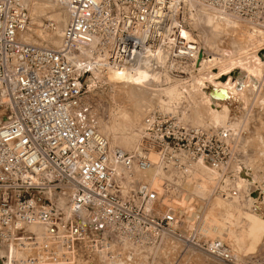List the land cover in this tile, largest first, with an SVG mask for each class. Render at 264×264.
I'll return each instance as SVG.
<instances>
[{
  "label": "built area",
  "instance_id": "2783aa9c",
  "mask_svg": "<svg viewBox=\"0 0 264 264\" xmlns=\"http://www.w3.org/2000/svg\"><path fill=\"white\" fill-rule=\"evenodd\" d=\"M66 10L61 44L49 49L22 40V0H0L1 260L248 264L199 222L188 225L178 206L204 198L250 205L233 158L241 131L188 124L178 110L189 100H170L164 90L202 91L180 78L202 53L181 37L190 21L208 12L261 27L264 0H66ZM114 71L149 75L148 89L161 98L130 152L99 132L86 97L87 78Z\"/></svg>",
  "mask_w": 264,
  "mask_h": 264
},
{
  "label": "rangeland",
  "instance_id": "374dc122",
  "mask_svg": "<svg viewBox=\"0 0 264 264\" xmlns=\"http://www.w3.org/2000/svg\"><path fill=\"white\" fill-rule=\"evenodd\" d=\"M32 1L33 0H28L27 5L29 7ZM62 1L38 0L36 3L39 4L41 3L40 5H43V7L45 6L44 13L41 14V17H38L39 19L38 18L35 19L34 17H32V15L29 12V9L25 8L29 15L28 30L38 31L39 33H41L42 36L43 34L47 35L49 33L51 34L52 32H54L56 24L53 21V18L51 17L52 15L51 11L53 9L58 10V12L60 13L63 12L61 10L65 11L66 3ZM47 2H49V4L51 5H48ZM54 3L56 4L54 5ZM50 6L53 7L56 6V7L51 8ZM48 9L50 10L47 11ZM199 21H200L199 18L198 20L197 18H195L193 20V23L192 21H190V28L187 30L192 32L191 35L189 34L188 35L192 40H195L199 44L202 52L205 51L206 53L214 57L218 55L221 56L222 53L223 54L225 53L224 51L229 52L228 58L238 61L236 59L240 57L239 62L241 64L243 63L242 66L244 68L249 67L252 71H254L253 72L254 75L257 76L255 80L256 87H254L253 90H249V91L245 90V92L242 94L243 100L238 101L239 103L238 106L235 105L234 102L229 104L230 108L228 112L224 113L226 114V122L222 126L213 125L210 124V122L207 123L208 115L206 116L205 114H203L204 118L206 117L204 119L205 123L199 124V125H212L216 127H223L226 126L228 123L241 131V136L235 148L233 158H234V162L237 165H240L241 173H243L244 171L245 177L249 180V183L251 185H247L246 190L249 194H251L252 189L256 190V189H260L261 187H263L264 189V119L262 118L264 117L262 116V114L264 115V101H263L264 100V58H262V60L260 59V61L258 58V53L264 51V25H262L261 27H251L244 22L234 20L238 24L237 29L233 30L232 28L229 27L228 29L227 26L224 28V25H220L221 27L218 26V28L220 29L223 28V29L219 30L218 28L215 27V24H211L210 27V25L207 24L205 25V23H201V21L200 22ZM214 27L218 30H215ZM44 44L45 43H43L42 45L44 46ZM48 48L54 49L51 47ZM215 63L212 66H215L216 65ZM235 66L238 65H234L231 68V70L233 71L234 74L238 75L241 72V70L238 67L235 68ZM168 78H172V77H168ZM180 78L181 80L189 79L188 86L191 87V85H194L191 84L193 83L192 78H194V72L192 73L187 72V74H185L184 76L180 75ZM114 83L110 82L107 79V77L100 78L99 76H95V77L90 76L86 80V97L89 100L90 104L92 105V108L96 112L98 119V130L101 132V134H103V136L107 138L111 146L122 149L126 152H130L137 146L139 142V136H140L139 131L141 129V125H142L141 123L145 113L149 109H151L150 106L153 103L154 99L156 98L155 100H158L160 96H158L159 94L156 91L149 90L148 89L149 87L148 88L138 87V89H135V91H133L134 95H131L130 93H128L130 91H126L128 88L127 89L124 88V90L122 91L123 85L121 86V88H119L120 86L114 85ZM151 91H153L154 94ZM196 91L192 90L182 94L180 92L181 95L179 99H181V96H183V99L189 98L194 103V98H196L197 100L203 98L201 96L202 94L201 90L199 94H196L198 96L194 97L193 95H195L194 92ZM204 92L205 90H203V93ZM150 93L152 94V97ZM155 93H156V97H155ZM180 109L179 110L176 109V110L180 111ZM182 109L181 111L182 112L184 111V114L187 118L188 121L187 123L189 124L191 122L189 120L191 117V115L189 114L191 113L189 112L190 109L193 112L192 122L196 123L194 121L197 118V114H195L196 109L194 108L192 109V107H186ZM198 110L203 111L204 109L200 110L198 108ZM123 113H125V115H123ZM260 113L261 115L259 116ZM252 117L253 118L258 117V119L256 118L253 120ZM135 118L136 120L134 122L133 120L131 121V119H135ZM192 122L190 123V125H193ZM117 139L124 140L126 143L121 144L120 142L117 141ZM251 201H252V197H251ZM208 202L209 204H207ZM215 202H220L222 204H230L229 202H223L217 198L208 199V200L204 198V201L201 203L202 206L204 205L203 210L204 208L211 209L212 205ZM232 204L233 203H231V205ZM235 207L237 208V210H235L236 214L239 215L237 216L236 214H234L236 216L234 217L236 220H234L233 218L234 221L233 220H230V222L226 221L225 224L226 230L222 232L223 234H225L226 233L225 231H228V229H230L231 226L230 230L233 231L234 229L235 231L234 235L231 238L229 236H226L227 234L226 233L225 235H223L222 242L226 243L232 249H234L236 255L242 261H247L248 264H264V232L260 234L261 236L260 235L258 236L260 237L258 238L259 240L256 238L257 241L255 240V242H252L250 238L246 237L245 231L247 229V219H245L246 218L245 216L246 215L247 217L249 216L248 213H250L251 210L250 205L245 204L243 207H241L240 205L237 204L235 205ZM247 209H249V211ZM203 210L201 211L203 212ZM195 211L196 209L194 208L193 212ZM243 212H245L246 214L245 213L243 214ZM210 215H213V213H210ZM215 219L216 222L221 221L219 215H217ZM197 222H198L197 219L194 218L193 222L191 223L195 225ZM224 222L225 221H223V223ZM240 234H242L243 237ZM209 237L212 238L211 236ZM229 238L230 239L239 238V240H242V242L241 241L236 242L234 240L237 244L235 242H234L235 244H233L231 243L232 240L230 241ZM212 239H217V238H212ZM239 242H241L242 245H238L241 244ZM235 245L236 247L238 246V248H236ZM201 261L202 264H213L208 259L205 258L204 259L202 258ZM50 263H52V261H50ZM217 264H223V263H217Z\"/></svg>",
  "mask_w": 264,
  "mask_h": 264
},
{
  "label": "bare ground",
  "instance_id": "6f19581e",
  "mask_svg": "<svg viewBox=\"0 0 264 264\" xmlns=\"http://www.w3.org/2000/svg\"><path fill=\"white\" fill-rule=\"evenodd\" d=\"M37 1L38 0H33L32 3L30 4V7H29L27 5L28 4V0H22V6L24 8L29 9L30 14L35 19L38 18V17H41V14L44 13V7H45V6L43 7V5H40L41 3L40 4L36 3ZM57 1H62V0H57ZM29 2H31V1H29ZM62 2L66 3V0H63ZM47 3H48V5H51V4H49V2H47ZM50 3H52V2H50ZM55 4L56 3H54V5ZM44 5H45V3H44ZM50 7L51 8H55L53 6H50ZM49 10L50 9H48L47 11H49ZM60 10H61V8H60ZM61 11H63V12L60 13L56 9H53L51 11V14H52L51 17L53 18V21L56 24L54 32H52L51 34L49 33L47 35L43 34V36H42L41 33H39L38 31H32V30H28L27 29L25 31V33L23 34V36H22V40L24 42L28 43V44L39 46V47H41V46L44 47V48L51 47V48H54V49L59 48V46L61 44L62 32H63V30H64V28H65V26L67 24V21H68V12H67V10H65V11L61 10ZM198 18L201 21V23H205V25L206 24L210 25V27H211V24H215L216 28H218V26H220V25H224V28L227 26V28L229 27V28H232L233 30L237 29V27H238L237 22H235L234 20H232L230 18H220V17L215 16V14H213V13L202 12V14H200L197 17V20H198ZM201 23H200V25H201ZM222 23H224V24H222ZM198 25H199V23H198ZM198 25H197V27H198ZM212 26H214V25H212ZM201 27H203V26H201ZM216 28H215V30L223 29V28H221V29L220 28L216 29ZM196 29H198V28H196ZM212 29H213V27H212ZM230 31H232V30H230ZM180 34H181V37L186 42H196L195 40H192L190 38V36H189V35L192 34V32H190L188 30H181ZM43 43H45L44 46L42 45ZM224 52H225L224 54L222 53L223 56L222 55L221 56L218 55L216 57L211 56L210 54L206 53L205 51H203L200 54L199 61L197 63L196 69L194 71V78H192L193 83H191V84H198V85H200L202 87L201 96L203 98H201L200 100H197L196 98H194V103L189 98H187V99H189V102L191 104L188 107H192V109L193 108L196 109V113L195 114H197V118L194 121L197 124L192 122V119H193L192 110L191 109H190V111L188 110L189 112H191V113H189L191 115L189 120L192 122L193 125H199V124L205 123L204 119L206 117L204 118V115H203V114H205L206 116L208 115L207 116L208 117L207 123L210 122V124L222 126L226 122V114H224V113L228 112V110L230 108L229 104L234 102V104L238 106V104H239L238 101H242L243 100V95L242 94L245 92V90H248V91L249 90H253V88L256 87L255 86L256 85L255 84V82H256L255 80H256L257 76L254 75V73H253L254 71H252L249 67L244 68L242 66L243 63L241 64L239 62L240 57L238 59H236L238 61H235L234 59L228 58L229 57V55H228L229 52H226V51H224ZM263 55H264V51L258 53L259 61H260V59L262 60V58H264ZM256 57H257V55H256ZM233 60H234V63H233ZM215 62H217V63H215ZM214 63L216 65L212 66V65H214ZM234 65H238V66H235V68L238 67L241 70V72L238 75L234 74L233 71L231 70V68ZM255 74H257V73H255ZM96 76H99L100 78L101 77H107V79L110 82H113V83L115 82L114 85H119L120 86L119 88H121V86L123 85L122 86L123 87L122 91L124 90V88L125 89L128 88L126 91H130L128 93H130L131 95H134L133 91H135V89H138V87H146V88H148V86H150L148 84V82L150 81L149 75L143 74V73H141L138 76H130V75H127V74H123L121 72H115L114 71V72H109L105 76H102V75H96ZM151 78L155 79L153 77H151ZM119 88H118V90H119ZM178 89H179L178 85L174 84V85H172V86H170V87H168L167 89L164 90V95L167 98H169L170 100H178L180 98V95L182 94V93L180 94V92H178L179 91ZM203 90H205L204 93H203ZM193 91H194V89H193ZM151 92H153V91H151ZM196 92H194L195 93V95H193L194 97H197L198 95H196V94H199V92H201V91H198L197 93ZM153 94H154V92H153ZM158 96H160V95H158ZM151 97H152V94H151ZM155 97H156V93H155ZM181 99H183V96H181ZM198 108L200 110L204 109L206 112L204 110L203 111H199ZM180 111H181V109H180ZM180 111H179V113H180ZM257 113H258V111H257ZM123 115H125V113H123ZM260 115H261V113L259 114V116ZM262 116H264V115L262 114ZM256 118L258 119V117H256ZM256 118H253V120L256 119ZM262 118L264 119V117H262ZM132 120L134 122L136 120V118L135 119H131V121ZM186 120H187V118H186ZM229 120H230V118H229ZM228 125H230V127L234 128V129H236L231 124L227 123L226 126H228ZM117 141L120 142L121 144H125L126 143L124 140H120V139H117ZM240 181H244V182L247 183V185H251L249 183V180L245 177L244 171H243V173L240 176ZM153 186H154V188L157 189L156 181L153 183ZM203 191H204V188L203 189L193 188L191 190V193L194 194L196 197H203V196H205V193ZM251 191H252V193H251L252 194V201H251V199L249 201L251 210H250V213H248L249 216L248 217H247V215L245 216L246 217L245 219H247V229L245 231V234H246V237L250 238L252 242H255V240L257 241V239L260 238L258 236L262 232H264V189H263V187H261L260 189H256V190L252 189ZM229 203L230 204H222L220 202H215L212 205V208L211 209L209 208L210 210L208 208H204V210H203V206L204 205L202 206L201 203L200 204L197 203V206L194 207L195 204L194 205L193 204H189L186 201V199L185 200L183 199V200L180 201V203H178V206H179V208L181 210V213L185 214V221H186V223L188 225H190L191 222H193L194 218H196L198 220V222L200 223L202 232L205 235H207L208 237L211 236L212 238H217V239L223 241V235H225L226 233H227L226 236H229L231 238L234 235L235 231H234V229H233V231L230 230L231 226H230V229H228V231H225L226 232L225 234H223L222 232L224 230H226L225 229L226 221L230 222V220H233V218L236 217L234 215V214H236L235 210H237L235 205L238 204L241 207H243L245 204H247V201L245 202L244 200L237 199V200H234V201H230ZM231 203H233L232 204L233 206L231 205ZM207 204H209V202ZM205 205H206V203H205ZM194 208L196 209L195 212H193ZM201 210H203V212ZM247 210L249 211V209H247ZM210 213H213V215H210ZM244 213L245 212H243V214ZM217 215H219L220 218H221L220 222H216L215 218H216ZM208 216H209V219H208ZM240 217H241V214H240ZM238 219H239V217H238ZM234 220H236V219L234 218ZM223 221H225V222L223 223ZM240 235L242 236V234H240ZM224 240H225V238H224ZM231 240H232L231 243H233V244H235L238 241L242 242V240H239V238L230 239V241ZM241 242H239V243H241ZM238 245H242V243L238 244ZM235 247H236V245H235ZM236 248H238V246ZM239 249H238V251H239ZM2 254L3 253L1 252L0 255H2ZM79 259L83 260L84 257L81 255ZM0 264H11V263H7V262L4 263L1 260V258H0Z\"/></svg>",
  "mask_w": 264,
  "mask_h": 264
},
{
  "label": "water",
  "instance_id": "95a60500",
  "mask_svg": "<svg viewBox=\"0 0 264 264\" xmlns=\"http://www.w3.org/2000/svg\"><path fill=\"white\" fill-rule=\"evenodd\" d=\"M251 197H252V194H251Z\"/></svg>",
  "mask_w": 264,
  "mask_h": 264
}]
</instances>
